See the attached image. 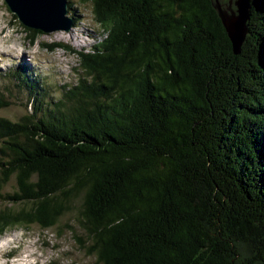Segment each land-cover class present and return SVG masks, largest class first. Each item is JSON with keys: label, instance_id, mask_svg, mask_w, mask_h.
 I'll list each match as a JSON object with an SVG mask.
<instances>
[{"label": "trees", "instance_id": "16d2710c", "mask_svg": "<svg viewBox=\"0 0 264 264\" xmlns=\"http://www.w3.org/2000/svg\"><path fill=\"white\" fill-rule=\"evenodd\" d=\"M81 2L100 39L45 47L83 75L37 107L30 85L29 112L0 117V236L53 227L80 194L100 264H264V0L236 55L223 0Z\"/></svg>", "mask_w": 264, "mask_h": 264}, {"label": "rangeland", "instance_id": "374dc122", "mask_svg": "<svg viewBox=\"0 0 264 264\" xmlns=\"http://www.w3.org/2000/svg\"><path fill=\"white\" fill-rule=\"evenodd\" d=\"M66 1L70 5L67 15L74 17L68 32L32 33L33 30L27 31L28 28L0 0V91L5 101L10 102L0 109V117L16 122L29 112L27 88L30 85L44 88L32 101L37 107L40 102L58 100L62 86L75 85L83 75L73 52L63 48L50 51L45 47L63 44L73 50L88 51L100 39V27L93 21L91 3ZM223 1L229 10L235 8L236 0ZM31 72L35 75L31 76ZM21 73L27 74L28 78H23ZM15 186L12 176L2 192L12 193ZM80 200V194L71 196L68 210L53 227L18 225L0 236V264H100L88 254L90 241L77 221ZM3 206L0 200V208Z\"/></svg>", "mask_w": 264, "mask_h": 264}, {"label": "water", "instance_id": "95a60500", "mask_svg": "<svg viewBox=\"0 0 264 264\" xmlns=\"http://www.w3.org/2000/svg\"><path fill=\"white\" fill-rule=\"evenodd\" d=\"M17 20L26 28L41 33L53 31L68 32L73 18L68 16L66 0H3ZM236 14H221L222 25L230 41L233 53L239 54L246 35V21L249 17L248 0H236ZM219 8V7H218Z\"/></svg>", "mask_w": 264, "mask_h": 264}, {"label": "clouds", "instance_id": "9594fccd", "mask_svg": "<svg viewBox=\"0 0 264 264\" xmlns=\"http://www.w3.org/2000/svg\"><path fill=\"white\" fill-rule=\"evenodd\" d=\"M15 255V254H14ZM12 257H14V256H12Z\"/></svg>", "mask_w": 264, "mask_h": 264}, {"label": "bare ground", "instance_id": "6f19581e", "mask_svg": "<svg viewBox=\"0 0 264 264\" xmlns=\"http://www.w3.org/2000/svg\"><path fill=\"white\" fill-rule=\"evenodd\" d=\"M236 14V13H235Z\"/></svg>", "mask_w": 264, "mask_h": 264}]
</instances>
